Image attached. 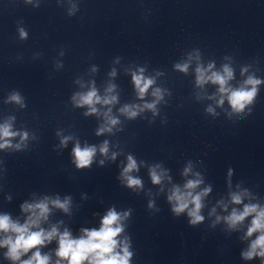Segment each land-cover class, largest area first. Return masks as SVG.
Masks as SVG:
<instances>
[{"label":"clouds","instance_id":"1","mask_svg":"<svg viewBox=\"0 0 264 264\" xmlns=\"http://www.w3.org/2000/svg\"><path fill=\"white\" fill-rule=\"evenodd\" d=\"M26 34L21 30V37H24ZM211 67V65L209 66ZM182 71H186L187 65H177ZM197 83L203 84L206 80H211L213 83L218 84L220 93H230L228 95V101L232 106L233 110L236 112H241L244 110L247 104H250L257 92L256 85L260 83L259 80L249 78L246 81L247 85L252 87L249 90L245 88H239L236 90H230L225 87L227 81L232 78L231 70L225 66L224 73L225 75H220L218 73H213L210 77H205L204 71L200 68H197ZM133 80L138 89L139 95L144 96L147 89L152 85L153 81L151 79L145 80L140 75H133ZM111 91V89H109ZM153 95L158 99L160 97V90L156 89L153 92ZM11 100L20 102L19 95H13L10 97ZM76 103L80 106L83 105H93L100 102V97L97 96L95 89H92L87 94L80 95L77 100L76 97L73 98ZM116 97H111L110 99H104L103 103L108 104L114 102ZM220 103H223L221 99ZM146 108L154 109L155 104H146ZM122 112L127 113L130 118H134L137 115V112L125 107L121 109ZM209 112L212 111L211 108L208 109ZM91 112H96V108L92 107ZM109 123L115 125L117 121L115 119L109 118ZM103 131H111V128H101L100 133ZM17 135L10 131V126L5 124L0 126V138H8ZM27 138V133H24L22 139ZM67 139V138H66ZM62 141V143H66ZM10 144L7 140L5 143L0 144V148L9 147ZM19 148V145L16 146ZM107 142L100 148L101 153H107ZM95 147H85L81 149L80 145L77 144L73 149V155L75 157V163L78 168L88 167L92 163V158L95 155ZM114 158V156H113ZM103 163V161H101ZM137 168L136 161L129 156L128 164L124 169L123 175L127 179V184L129 187L140 186L141 181L139 179L133 178L128 175ZM187 172V170H186ZM151 179L153 183H160L161 175H158L155 169L150 172ZM200 183L199 180L188 181L185 185L186 189H194L197 184ZM202 195V194H201ZM191 198V199H190ZM169 201H175L173 207V212L179 215L188 208L189 203L194 204V208L189 210L188 215L191 217L190 223L196 224L203 220V217L199 215L201 208L200 195L192 196V193L181 192L179 188H175L172 191V194L168 197ZM233 202L239 204L241 202L240 196L233 195ZM51 203L64 211L68 210L69 201L66 199L64 202H61L59 199L51 201ZM151 206V205H150ZM22 209L25 212H31L28 220L25 224L20 225L19 223L13 222L8 215H0V232L4 233H13V236H8L4 240L0 241V247H7L8 252L6 253L7 258L12 261H19L21 255L26 254L32 248H37L42 246L46 241L50 242L54 237L57 236V229L53 227L51 231L45 232L44 229H39L37 231H30L32 227H39L41 219H47V214L49 213L48 201H42L37 204H25L22 205ZM252 213H257L255 218L252 220V224L248 229L247 236H252L254 232H260L261 234L253 240L249 246L248 251L243 252L242 256L246 260H251L255 256L264 258V210L257 212V206L246 205L242 213H237L233 210L232 214L227 217V222L231 227H235L237 224L242 222L245 217L249 216ZM127 213H125V216ZM121 217L115 210H109L108 213L103 217L101 221V227L99 230H84V235L79 238H72L71 234L66 230L63 234L59 235L58 244L59 247L56 251V255L62 259L67 260V264H129V259L131 253L128 251V246L125 244L122 248V254L116 251L117 240L116 237L123 231L122 227L119 224ZM21 264H49V257L47 255H41L40 251L37 250L33 253L31 258L21 261ZM59 264V261H57ZM264 264V261H262Z\"/></svg>","mask_w":264,"mask_h":264}]
</instances>
